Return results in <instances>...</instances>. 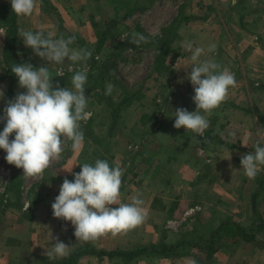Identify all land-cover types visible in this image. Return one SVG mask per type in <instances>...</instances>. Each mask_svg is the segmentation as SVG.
Returning <instances> with one entry per match:
<instances>
[{
  "label": "crops",
  "instance_id": "obj_1",
  "mask_svg": "<svg viewBox=\"0 0 264 264\" xmlns=\"http://www.w3.org/2000/svg\"><path fill=\"white\" fill-rule=\"evenodd\" d=\"M49 1L66 21L69 16L65 2ZM187 3L194 19L181 25L179 40L170 46L177 55L165 62L172 89L162 100L159 111L153 106V115L143 117L145 120L139 117L142 111L148 112L146 104L130 105L123 116L126 112L133 113V125L127 131L122 118L125 128L119 126L121 130L118 129L109 144L114 167H120L123 172L119 201L130 204L132 197L138 196L144 201L140 207L145 210L146 218L125 233L108 234L87 243L97 251H136L139 247L148 251V246L159 243L162 233L165 245L181 243L178 249L181 255L174 258L140 255L128 264H264V253L254 244L264 235L260 233L264 208L256 204L254 197L259 175L249 179L240 171L241 155L254 153V142L264 132V0H188ZM16 23L17 33L18 30L40 31L48 38H58L57 28L41 11L37 0L32 15L18 16ZM18 39L19 47L34 55L36 60L28 63L36 64V69L44 65L53 72L57 68V74L59 69L79 68L71 65L76 62L67 60L63 64L44 61L24 45L22 37ZM187 42H192L193 48H204L201 59H212L221 68H228L236 80L227 98L206 115L209 127L202 135L173 126L176 109L196 111L193 86L186 79L193 66L188 59ZM213 44L215 50L210 53L208 47ZM156 84H153L155 89ZM151 91L152 88L146 95L151 97ZM155 110L162 115L160 122L155 121ZM231 133H235L234 138ZM130 145H136L137 150L128 151ZM92 153L93 147L87 142H83L80 150H72L57 171H51L41 183L43 193L31 210L13 213L22 221H0V264H57L84 245V241L77 242L71 222L53 217L51 205L64 179L73 181L72 173H79L80 166L91 162ZM163 217L164 221L160 219ZM233 218L237 221H232ZM204 219L209 220L206 223L210 228L204 225ZM201 236L207 240L211 237L212 252H206V242L199 244ZM54 237L72 245L67 256L45 255L53 246ZM77 264L119 263L85 255Z\"/></svg>",
  "mask_w": 264,
  "mask_h": 264
},
{
  "label": "clouds",
  "instance_id": "obj_2",
  "mask_svg": "<svg viewBox=\"0 0 264 264\" xmlns=\"http://www.w3.org/2000/svg\"><path fill=\"white\" fill-rule=\"evenodd\" d=\"M10 3L17 16H31L36 6V0H10ZM5 30L0 27V32ZM18 35L37 57L54 64H63L66 60L87 61L92 57V51L87 48L70 47L74 36L52 39L40 31L23 30H18ZM141 41L147 42V38L139 33L132 34L133 43ZM185 47L193 65L190 73H186V79L193 86L192 100L196 111L176 109L173 126L202 135L209 127L206 115L227 98L236 80L228 68H221L212 59L202 60L204 48H193L192 42H187ZM214 50V44L208 47V52ZM11 72L18 78L19 87L26 92H18L13 99L6 101L4 115L0 117V122L5 125L0 131V149L6 152L7 163L23 169V177L28 179L41 175L52 161L59 160L63 138L72 142L73 151L80 150L84 142L80 122L87 121L92 115L86 111L88 97L84 85L87 68L72 76V89L62 88L59 83L53 85V78L44 65L36 69L31 63H14ZM112 90L113 85L107 84L105 95H110ZM0 97H4L2 90ZM13 133L15 136L10 140ZM230 136L234 138L235 133ZM240 163V171L254 179L264 166V147L257 142L254 153L241 155ZM80 168L79 173H72L73 181L64 179L59 195L51 205L54 218L71 222L77 242L94 241L108 234L116 236L144 222L145 210L140 207L144 203L142 199L134 196L130 204L119 201L123 175L120 167H110L108 161L97 159L94 164L84 163ZM52 240L53 246L45 252L48 258H62L69 254L72 245H66L59 237Z\"/></svg>",
  "mask_w": 264,
  "mask_h": 264
},
{
  "label": "rangeland",
  "instance_id": "obj_3",
  "mask_svg": "<svg viewBox=\"0 0 264 264\" xmlns=\"http://www.w3.org/2000/svg\"><path fill=\"white\" fill-rule=\"evenodd\" d=\"M63 1L66 4V10L68 11L67 15L69 17H66V21H63L60 14L56 10L61 20V26L63 27L62 31H58L56 29L58 38H60L61 36H63L64 38L74 36V44L76 43V39H82L86 41L88 45H93L96 42L95 32L103 31L104 28L107 27V25L109 26L108 33L110 34V36L112 35L111 38L105 40L100 53L95 57V59L99 61L109 60L112 62V81L106 80V85L109 83L113 85L112 93L110 95H105V92H102L100 91V89H98L101 104L98 103L96 97L86 96L88 97L86 111L91 112L92 115L87 121H83L85 123H90L91 130L93 131L95 136L98 137V139H100L101 141L104 139H108L107 146L110 151L105 154V156L106 158L111 159V157L113 156L109 147L111 138H113L115 133H118V131L121 130L119 128L122 127L123 123L124 125H126L127 131H129L135 119L133 117V113L128 114L126 112V115L123 116V113L130 106L124 110H121L118 113L115 128L113 129L112 133L109 134L108 126L112 123V117L110 111L111 108H109L106 103L108 102V100L112 101L113 103H118L124 96V94L130 95L131 93L136 92L139 95V99L133 101L131 105L139 103H141V105L146 104V108L149 109L148 112L142 111V114L139 118L145 120L143 117H150V115H153L151 112L153 106H156L157 111H159L162 100L166 99L165 95L169 93L170 89H172L170 88L172 87L171 83H169V70H165V67H168L165 65V62L166 60L170 61L171 59H175L177 52L174 49L168 48L169 52L167 53V56H165L164 60H162V58L160 57L161 54L153 48L158 44L155 40L159 39L161 37L162 31L166 28H169L174 21L177 22V20L179 21V19L181 20L185 17H191L192 8L187 7L188 0ZM9 3L10 0H0V6L7 5ZM49 3L51 2L49 1ZM127 13L129 14V17L125 19L123 16ZM51 22L54 24L52 20ZM186 23V21H183V23H181L180 25L185 26L184 24ZM0 27H4L6 29V26H4L1 22ZM6 30L4 32H0V90L4 92V97H0V117L4 115L5 92L7 91V85L9 83L6 77H4V72L6 71V69L3 67L2 62L4 60L2 54L3 48L5 46L4 42L6 39ZM133 33L144 35L147 38V42L141 41L139 44L133 43ZM18 38L19 37L17 33V43L19 41ZM178 40L179 31L177 33V37L173 40L170 46H172ZM70 47L75 48L74 45ZM16 49L18 58L21 62L28 63L30 60H36L31 51L27 50L25 47L20 48L17 44ZM129 49H131V51H128ZM162 61H164V63ZM85 64L86 65H84L82 61H80V63L76 62L72 63L71 65L79 67L74 68V70L80 71L83 67L88 66L87 63ZM33 67L36 68V64L33 65ZM56 69L57 68H54L53 72L52 70H49L52 77L56 75ZM155 82L157 83L156 89L153 86ZM151 88L153 91H151L152 94L150 97L146 94ZM14 90L16 91V93L26 91V89H22L19 87L18 78L15 83ZM153 93H155V96H153ZM149 106L151 107V109L149 108ZM157 111L155 110V113H157ZM161 117V113L158 112L157 116L155 117V121L160 122L159 119H161ZM122 118H124V122L122 121ZM1 123L2 122H0V131L2 127ZM2 124L4 125V123ZM124 125L122 128H125ZM156 127L157 126L155 125V128ZM14 136L15 135H13L11 138H14ZM63 139V151L60 155L59 160L52 161L50 166L45 169L41 175L28 179L23 177V169H18L14 165H10L7 163V161L5 160L6 152H4L3 149H0V221H22L20 218H17L19 217L18 214L13 213H17L16 211L20 207V209L25 210V213L31 210L29 209L32 207L30 204H32L33 201L38 200L39 196H41V193H43L40 191L42 190L41 183L44 182L47 174L51 171L56 172V168L59 163H62L66 158H68L69 155H71L72 142L67 140L66 138ZM91 146L94 150L95 146L93 144ZM100 148L101 147L99 146L98 149L96 147L98 153L101 152ZM128 151L130 150L128 149ZM97 157L98 155L93 156L92 154L91 162H95L98 159ZM13 173H17L19 176L18 186L20 192V197L17 201H15L14 207H12L11 204L9 205V203H12L15 196L12 194L9 195L7 194V192H5V186L7 185V182L11 178ZM257 174L259 176L257 177L256 182L257 189L254 193L256 194V196L254 195L255 202L256 204H258V206H262L264 208V166L260 167V170ZM26 204H28V207L25 206ZM158 215H161V213H158ZM3 218H5V220H3ZM160 219L164 221L165 217ZM28 220L30 221V217H28ZM203 221L204 225L207 228H210V224L206 223L209 220L204 219ZM232 221H237V218H233ZM263 229L264 224H262L260 227L261 234L264 233ZM260 236L262 240H256L254 244L257 245L260 250H262L261 252L264 253V235ZM143 256L145 257V255Z\"/></svg>",
  "mask_w": 264,
  "mask_h": 264
},
{
  "label": "trees",
  "instance_id": "obj_4",
  "mask_svg": "<svg viewBox=\"0 0 264 264\" xmlns=\"http://www.w3.org/2000/svg\"><path fill=\"white\" fill-rule=\"evenodd\" d=\"M37 1H39L38 3L40 5L41 11L45 13L46 15H48V17L54 22V24L57 23L55 24V26L58 31H62L63 27L61 26V20L59 18V15L56 9L53 7V5L49 3L48 0H37ZM123 17L126 19L129 17V14L127 13ZM16 18H17V15L12 11L11 3L0 6V22L4 26H6V29H7L6 39L4 42L5 46L3 48V54H2V56L4 57V60L2 61L3 67L6 69V71L4 72L5 73L4 77H6V79L9 81L7 85V91L5 92V106H6V101L13 99L15 95L17 94L16 91L14 90L17 77L11 72V68L14 65V63L17 65L23 63L19 60L18 55H17V49H16V46H17ZM193 19L194 18L192 17H185L181 20L179 19V21L177 20V22L174 21L173 24L169 28H166L162 31L161 37L155 40L157 41L158 44L154 46L153 48L154 50H156L157 52L161 54L160 57L162 58V60H164L165 56H167V53L169 52L168 48H170L169 47L170 44L177 37V33L181 26L180 24L183 23V21L189 22ZM108 30H109V26L107 25V27L104 28L103 31H100V32L96 31L95 32L96 42L93 45L92 44L88 45L82 39H76L75 41L76 43L75 44L73 43L72 45H70V46L74 45L75 47L77 46V48H87L92 51V57L88 59L87 61L82 62L84 65H86L85 63L88 64V66H85L87 68V82L84 85L85 95L96 97L99 104H101V101H100V96H99L100 94H99L98 89H100V91L102 92H105L106 80L112 81L111 75L113 73L112 71L113 65L111 61L109 60L99 61L95 59V57L100 53L105 40L108 38H111L112 36V35L110 36V34L108 33ZM162 62L164 63V61ZM168 68L169 67H165V70L168 71ZM75 72L76 71L73 70L71 72L66 71L61 76L57 74L54 75L52 77L53 85L59 83L60 87L62 88L67 87L69 89H72L71 78L75 74ZM138 96L139 95L135 92V93H131L130 95L124 94V96L120 99L118 103H113L112 101L108 100L106 104L107 106H109V108H111L110 111H111V117H112L111 118L112 123L109 124L108 126L109 134L112 133L113 129L115 128L116 120L118 118V113L121 110L128 108L133 103V101L138 100L139 99ZM1 125H2L1 131H3V128L5 125H3L2 123ZM80 129L84 133V142L90 143L91 145L93 144L95 146L93 153H92L93 156L98 155L97 157L98 159L106 160L108 161L110 167H114L115 164L112 162L113 156L111 157V159H108L105 156V154H107L110 151L107 146L108 139L107 140L104 139L102 141L98 139V137H96L93 131L91 130L90 123H85L81 121ZM13 135H15V133H13L10 136L9 138L10 140L13 139L11 138ZM98 146L101 147L100 153H98L96 150V147L98 149ZM102 149H103V153H102ZM89 163L93 164L94 162H89ZM60 164L62 163H59V165ZM48 174H50V172ZM18 178H19L18 174L13 173L11 178L8 180L7 185L5 186V192H7V194L9 195L12 194L15 196L12 203H9V205L11 204L12 207H14L15 201H17L20 197ZM37 202L38 200L33 201V203L30 205L32 206L36 204ZM20 208H18V210H21ZM168 216H171V211H169ZM261 221H264V219H261ZM163 239L164 237H162V233H161V239L159 243H157L156 245L148 246L149 248L148 251H147V248H144V247L143 248L139 247L136 251H110V252L97 251L87 242H84V245L81 248H77L76 250L73 251V253L69 257L63 259L62 261H59V263L57 264H77L78 260L82 256H85V255H95L99 260L106 258L108 260L117 261V263L119 264L120 262L121 264H128L131 262L133 258L139 257L140 255L142 256L145 255L146 257H148L154 254H157L160 256L172 257V258L181 255L178 252V249L181 246V243H176L174 245H165L163 243ZM210 239L207 240L204 238V236H201L200 239H198V242L200 245H203L204 244L203 242H206L205 243L206 252L213 251V243L209 242Z\"/></svg>",
  "mask_w": 264,
  "mask_h": 264
},
{
  "label": "built area",
  "instance_id": "obj_5",
  "mask_svg": "<svg viewBox=\"0 0 264 264\" xmlns=\"http://www.w3.org/2000/svg\"><path fill=\"white\" fill-rule=\"evenodd\" d=\"M67 70H68V71H71V70H72V67H69V68H67L66 70H64V69H59V70L57 71V75H60V76H61V75H63ZM258 140H259V141H258ZM258 140L254 142V146H256L257 142H259L260 145L264 147V132L261 134V138L258 139ZM128 149H129L130 151H134V150H137V146H136V145H135V146H129Z\"/></svg>",
  "mask_w": 264,
  "mask_h": 264
}]
</instances>
